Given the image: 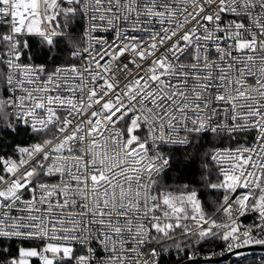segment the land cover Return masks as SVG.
I'll return each mask as SVG.
<instances>
[{
	"label": "snow or ice",
	"instance_id": "snow-or-ice-1",
	"mask_svg": "<svg viewBox=\"0 0 264 264\" xmlns=\"http://www.w3.org/2000/svg\"><path fill=\"white\" fill-rule=\"evenodd\" d=\"M208 241L264 247V0H0V264Z\"/></svg>",
	"mask_w": 264,
	"mask_h": 264
},
{
	"label": "built area",
	"instance_id": "built-area-1",
	"mask_svg": "<svg viewBox=\"0 0 264 264\" xmlns=\"http://www.w3.org/2000/svg\"><path fill=\"white\" fill-rule=\"evenodd\" d=\"M223 147H227V146H223ZM248 216H250V219L247 220V221H245V222L243 223L244 225H250V224L253 222V220L255 219V217L252 216V215H248ZM222 252H223V255L229 253L226 244H223L222 246H220V247H218V248H216V249H212V248L209 249V250L201 249V250L198 252V255L205 256V255H209V254H214L213 257H218V256H222V255H221ZM181 256H182V254H181ZM181 256H177V255H176L175 248L173 247L171 255L165 254L164 257L169 258V259L171 258V260H172V259H174V258H180ZM250 256H256L257 258H260L261 256H264V252L244 253V255L241 256V257H239V258L235 255V256H232V257H230V258H227V260L225 259V261L222 262V263H208V264H233V263H235L236 261H240V260H242V259H244V258H248V257H250ZM34 259H36L37 262H38V264H39L38 259H37V258H34ZM181 259H182V258H181ZM178 261H179V260H178ZM178 261H176V262H172V263L170 262L169 264H175V263H177ZM204 264H205V263H204Z\"/></svg>",
	"mask_w": 264,
	"mask_h": 264
},
{
	"label": "trees",
	"instance_id": "trees-1",
	"mask_svg": "<svg viewBox=\"0 0 264 264\" xmlns=\"http://www.w3.org/2000/svg\"><path fill=\"white\" fill-rule=\"evenodd\" d=\"M223 146H228V145H227V143H225ZM210 199H211V197L209 196V194L208 193H205V195L203 196V200L207 203ZM208 210L209 211L212 210L210 204H208ZM249 219H250V216H245V217L241 218V221L240 222L243 224L245 221H247ZM223 244H225V243H223L221 241H215V242L208 241L207 243H205L203 245V248L202 249H204V250H209L211 248L212 249H216V248L222 246ZM25 246H32V245H25ZM181 258H182V256L180 258H174V259L171 260V258L169 259V258L164 257V259L162 261V264H169L170 262L171 263L172 262H176V261L180 260ZM32 264H38L37 260L33 258ZM233 264H261V261L256 256H250V257L244 258V259H242L240 261H236Z\"/></svg>",
	"mask_w": 264,
	"mask_h": 264
},
{
	"label": "water",
	"instance_id": "water-1",
	"mask_svg": "<svg viewBox=\"0 0 264 264\" xmlns=\"http://www.w3.org/2000/svg\"><path fill=\"white\" fill-rule=\"evenodd\" d=\"M239 251H241L243 253L264 252V247L259 246V245H254V246L249 247V248L240 249ZM232 256H235V254L232 252H229V253L222 255V256L213 257V259L208 263H222L225 261V259L227 260V258H230ZM204 263H205V261L203 259H201L199 261V264H204ZM175 264H178V262Z\"/></svg>",
	"mask_w": 264,
	"mask_h": 264
}]
</instances>
